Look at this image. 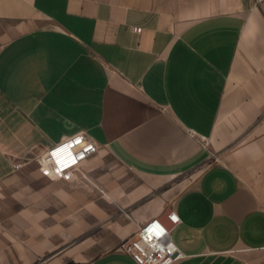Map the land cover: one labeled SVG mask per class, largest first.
<instances>
[{"label":"crops","instance_id":"0c3cea01","mask_svg":"<svg viewBox=\"0 0 264 264\" xmlns=\"http://www.w3.org/2000/svg\"><path fill=\"white\" fill-rule=\"evenodd\" d=\"M170 210L173 264H264V2L0 0V264H136Z\"/></svg>","mask_w":264,"mask_h":264},{"label":"built area","instance_id":"2783aa9c","mask_svg":"<svg viewBox=\"0 0 264 264\" xmlns=\"http://www.w3.org/2000/svg\"><path fill=\"white\" fill-rule=\"evenodd\" d=\"M133 30L140 32L141 28L133 27ZM96 149L95 141L80 131L40 153L35 160L49 177L73 180L79 163ZM179 222V216L173 210L166 213L165 220L151 217L138 225L136 233L123 244V248L136 264H173L184 256L172 239V229Z\"/></svg>","mask_w":264,"mask_h":264}]
</instances>
